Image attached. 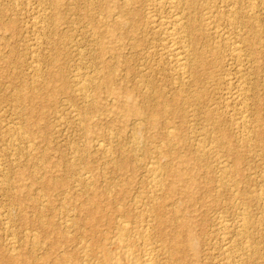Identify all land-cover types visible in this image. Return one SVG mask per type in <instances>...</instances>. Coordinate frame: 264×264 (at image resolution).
Segmentation results:
<instances>
[{
    "label": "rangeland",
    "instance_id": "374dc122",
    "mask_svg": "<svg viewBox=\"0 0 264 264\" xmlns=\"http://www.w3.org/2000/svg\"><path fill=\"white\" fill-rule=\"evenodd\" d=\"M18 1L0 0V255L10 252L7 224L15 264H36L52 243L76 256L90 239L81 215L65 212L87 203L79 176L89 172L100 204L111 197L140 208L162 150L168 189L151 229L158 264L232 263L244 212L250 249L240 264H264V0H216L211 11L210 0H192L185 78L149 23L168 10H149L151 0ZM230 8L235 19L220 18ZM77 72L94 79L86 99L71 80ZM10 128L22 139L12 144ZM68 216L78 224L64 239Z\"/></svg>",
    "mask_w": 264,
    "mask_h": 264
},
{
    "label": "bare ground",
    "instance_id": "6f19581e",
    "mask_svg": "<svg viewBox=\"0 0 264 264\" xmlns=\"http://www.w3.org/2000/svg\"><path fill=\"white\" fill-rule=\"evenodd\" d=\"M151 1H153V2H150L149 4H148V2L145 3V4H148L147 6H148L149 10H152L154 8H162V9L168 10V13H169L168 17L162 18L158 21L151 19L152 22L149 21V23H151L152 29L154 31H156L158 34H160L164 40H166L167 44L164 46L165 56L167 55L169 60L172 62L174 73L177 76L183 78L188 73V68L190 66L189 61H188L189 58H187V54L189 51L188 50L189 44H187L186 42L190 38L189 35L191 36V33H189V31H188L189 30L188 29L189 24L185 21V19L189 18V17L184 18V16H186V15H184V13H185V11L190 10L192 0H160V1L151 0ZM214 1L216 2V0L208 1L207 2L208 6L209 7H211L210 5L213 6ZM15 2H16V0H15ZM18 2H21V1L19 0ZM234 3H236V2H234ZM211 9H212V7L210 8V11H211ZM206 12L207 13L204 12L205 13L204 19L207 22H209L213 15L211 16L209 11H206ZM236 15H237L236 10H232V8H230L227 12L223 13L220 18H228L229 20L233 21V19H235ZM189 21H191V20H189ZM117 25H119V24H117ZM39 27H40V25H39ZM234 50H235V47H234ZM37 71H38V68H37ZM71 80L73 81V85L75 87L76 92H79L82 95V97H84L86 99L87 95H86L85 91H86V89H88V87L91 85V83L93 82L94 79L92 80V78L89 77L84 72H81V73L77 72L73 75ZM33 83H34V87H35L37 85V82L34 81ZM243 104H242V106H243ZM244 109H246V107L242 108V111H241L242 116L240 118V121L238 120L240 123L239 125L242 128H243V126H245V124H247V123H245L247 116L244 115V112H245ZM245 116H246V118H245ZM246 129H248V128H246ZM171 130H173V129H171ZM7 131H8V137L11 140L12 144L14 142H17V141L22 139V136L20 135V133H18L17 130H14V128H10ZM167 135L170 138L172 136V133L169 132ZM243 136H244V140L248 138L247 137L248 135H246V136L243 135ZM242 139H243V137H242ZM130 140H131V146L130 147H131L132 152L133 153L139 152L142 148V142L140 140V137H138L136 134H133L132 139H130ZM9 146H10V144H9ZM14 146H16V143ZM103 147H105V146H103ZM198 151H201L203 153L204 147H202V145H201L198 148ZM106 152H108V151H106ZM201 152H199V154ZM163 153H164V151L157 150L155 155L152 156V158H151L152 160L150 162V165H148L149 166L148 172L150 173V175L148 176L150 186H149V189L145 193V197L147 198L148 203L142 204V206L140 208L137 206V201L134 202V204L126 205V204L119 203V200L117 198L115 199V198H111V197L107 198V200H108L107 203L104 202L105 204H100L101 202H103V200H101L97 197L98 196L97 191H95L93 189L94 183H93L92 176L89 174L88 171L82 173L79 176V183H80V186H82L84 189V193L86 195L87 203H82V202L74 203V204L70 205L69 207H67L68 211L66 210L65 212H71L72 210H74L75 212L77 211L81 215L80 220L84 223L83 226H85V228L88 231L87 233H89V235H90V236H87L88 234L86 235V231H85L86 238H88V237L90 238L89 241L80 240V242H78L76 244V247H75L76 248L75 253H77L76 256L74 255V253L69 252L66 249L67 246L65 247V244L58 246L57 244L52 243L49 247L48 252H46L43 256H40L39 258L36 259V261H37L36 264H43L44 262H49V264H158L157 253L161 249L160 248L161 246L156 245L157 242L154 240L155 234H154V232H152V230H153L152 228H153L154 222H155V224L157 222H160L161 210L163 209V204H161L157 200L158 195L160 193H162L165 188L168 189V187L165 186V184L163 183V180H162V176H163V173L166 171L167 164L165 163L163 166L160 164L159 165L157 164V160L162 158ZM110 155H111V153H110ZM148 157H150V156H148ZM108 158H109V155H108ZM13 160H15V159H13ZM113 162H114V160H113ZM121 162H123L122 163L123 165L126 163L125 160H123ZM171 185L172 184L169 185L170 186L169 189L171 188ZM141 193H143V192H141ZM35 206L37 208H39V210L42 211L43 209H45V207L48 206V200L47 199H40L39 201H37L35 203ZM108 210H109V212L107 213ZM106 213H107V215H106ZM2 214H0V215H2ZM4 215L6 217V213ZM68 215H69V213H68ZM10 216H12V215H10ZM240 217H241L240 222L237 223V230H235V231H237L236 233H237L238 239H241L240 242L241 241L242 242L240 243L241 246H240V249L237 253H234L232 250V252H233L232 254H231V252H229L230 255H228V256L226 255L227 261H225V260L224 261L229 262V263L231 261L232 263H230V264H236V263L240 264V262H242V260H243L245 253L249 252V249H250V245L246 244L250 239V237H249L250 233H248V229H249V225H250V222L248 221V215L244 212ZM3 219H5V218H3ZM6 220H7V218H6ZM6 220L4 221V223H8V221H6ZM64 223H65V226L67 227V229H66L67 233H64L62 235H63V237H65L64 239H68V237H69L68 232H71L72 229L78 224V222L74 223L73 222V216L72 217L68 216L64 220ZM50 224H51L50 222L43 223L41 220L40 225L45 226L43 228V231L44 230L47 231L48 228H50V226H51ZM52 224H53V222H52ZM6 225H5L6 234L8 233L7 235L10 236L7 239V241H8L7 244H8V248L10 249V252L6 253V254L3 253L2 255H0V260L3 264H15L16 254L13 253L15 251V248L13 245V243H14L13 237H11L12 236L11 232ZM49 233H51V232H49ZM71 238H73V236ZM66 244L68 245V243H66ZM176 245L177 244H175L173 246L176 247ZM231 245H230V247H231ZM33 246L36 247L37 244H33ZM236 249H238V248H236ZM229 253H227V254H229ZM161 255H163V254H161Z\"/></svg>",
    "mask_w": 264,
    "mask_h": 264
}]
</instances>
